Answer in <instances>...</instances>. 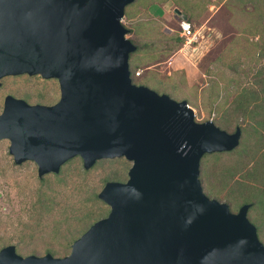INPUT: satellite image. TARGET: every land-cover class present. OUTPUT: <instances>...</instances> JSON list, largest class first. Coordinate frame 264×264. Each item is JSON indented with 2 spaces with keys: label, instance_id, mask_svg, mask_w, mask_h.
Listing matches in <instances>:
<instances>
[{
  "label": "water",
  "instance_id": "water-1",
  "mask_svg": "<svg viewBox=\"0 0 264 264\" xmlns=\"http://www.w3.org/2000/svg\"><path fill=\"white\" fill-rule=\"evenodd\" d=\"M133 1L0 0V79L39 75L59 90L51 105L4 95L0 139L12 161H32L37 177L74 156L84 169L104 158L131 162L125 181L97 192L108 212L67 255L21 256L9 244L0 264H264L250 204L233 213L199 179L201 156L235 148L240 129L197 122L185 100L132 82L136 46L121 18Z\"/></svg>",
  "mask_w": 264,
  "mask_h": 264
},
{
  "label": "rangeland",
  "instance_id": "rangeland-1",
  "mask_svg": "<svg viewBox=\"0 0 264 264\" xmlns=\"http://www.w3.org/2000/svg\"><path fill=\"white\" fill-rule=\"evenodd\" d=\"M182 16L196 31L188 46L177 33ZM121 24L141 47L128 59L141 73L134 84L185 100L197 122L210 119L226 132L239 127L235 148L201 156V189L233 213L249 203L246 218L264 246V0H134ZM6 94L51 105L59 90L55 79L18 74L0 79V110ZM7 147L0 139V248L12 244L21 256L67 255L107 214L96 196L104 182L125 181L131 164L104 158L84 169L74 156L57 173L37 177L36 165L15 164Z\"/></svg>",
  "mask_w": 264,
  "mask_h": 264
},
{
  "label": "built area",
  "instance_id": "built-area-1",
  "mask_svg": "<svg viewBox=\"0 0 264 264\" xmlns=\"http://www.w3.org/2000/svg\"><path fill=\"white\" fill-rule=\"evenodd\" d=\"M177 33L180 38L183 39V45L188 46L191 42H193L195 36H196V31L193 30L191 23L185 18V19H180L178 22V30ZM139 71L136 69L133 72V76H138Z\"/></svg>",
  "mask_w": 264,
  "mask_h": 264
},
{
  "label": "trees",
  "instance_id": "trees-1",
  "mask_svg": "<svg viewBox=\"0 0 264 264\" xmlns=\"http://www.w3.org/2000/svg\"><path fill=\"white\" fill-rule=\"evenodd\" d=\"M141 49V47H139V45H136V49L134 50V51H137V50H140ZM133 51V52H134ZM136 69H130V77H131V80H132V78H134V76H133V72L135 71ZM237 105L234 107V109L232 110V111H234V110H236L237 108Z\"/></svg>",
  "mask_w": 264,
  "mask_h": 264
},
{
  "label": "crops",
  "instance_id": "crops-1",
  "mask_svg": "<svg viewBox=\"0 0 264 264\" xmlns=\"http://www.w3.org/2000/svg\"><path fill=\"white\" fill-rule=\"evenodd\" d=\"M170 63H172V62H170ZM141 74V73H140Z\"/></svg>",
  "mask_w": 264,
  "mask_h": 264
}]
</instances>
